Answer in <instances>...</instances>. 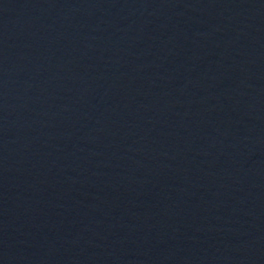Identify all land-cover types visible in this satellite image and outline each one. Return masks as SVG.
I'll use <instances>...</instances> for the list:
<instances>
[{"label":"water","instance_id":"1","mask_svg":"<svg viewBox=\"0 0 264 264\" xmlns=\"http://www.w3.org/2000/svg\"><path fill=\"white\" fill-rule=\"evenodd\" d=\"M0 264H264V0H0Z\"/></svg>","mask_w":264,"mask_h":264}]
</instances>
